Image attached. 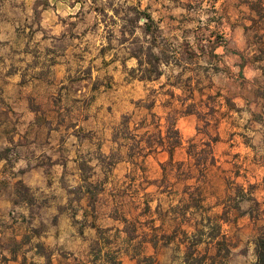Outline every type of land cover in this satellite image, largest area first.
Returning a JSON list of instances; mask_svg holds the SVG:
<instances>
[{
    "label": "rangeland",
    "instance_id": "obj_1",
    "mask_svg": "<svg viewBox=\"0 0 264 264\" xmlns=\"http://www.w3.org/2000/svg\"><path fill=\"white\" fill-rule=\"evenodd\" d=\"M148 44L161 58L151 80L133 56ZM5 93L34 98L36 135L61 130L45 150L0 144V264H180L200 212L174 208L198 193L208 215L224 213L218 263L258 264L264 0H0ZM14 124L0 110V138ZM35 162L37 189L16 180ZM206 230L197 249L213 256Z\"/></svg>",
    "mask_w": 264,
    "mask_h": 264
},
{
    "label": "trees",
    "instance_id": "obj_2",
    "mask_svg": "<svg viewBox=\"0 0 264 264\" xmlns=\"http://www.w3.org/2000/svg\"><path fill=\"white\" fill-rule=\"evenodd\" d=\"M146 19L147 21L145 22L146 26L144 27L146 32H152L151 31V23L153 22V18L151 17V15L149 13L146 14ZM155 45L153 46L152 44H148V46H146V48L142 47L140 52H135L133 53V56L136 57L138 59V63L139 66H143V64L146 62L149 67L145 68L143 71V74L140 76L141 79H147V80H151L155 77H158L160 74V71L158 69L157 63L161 61V58L159 56L158 53H156L154 51ZM166 55V54H165ZM167 56V55H166ZM168 57V56H167ZM172 130V134L168 135L169 138V147H168V151L170 153V157L171 159L173 158V152L174 149L176 147H178L181 144V138H180V134L178 129H171ZM217 139H213L212 141H207L205 144L207 145V147H209L208 149L210 150V148H212V143H214ZM161 142L162 139H160ZM152 142L149 143L148 148L152 149ZM199 165H202L201 163L198 162ZM198 189V186L194 187H188V189ZM190 195H192V193H190ZM194 196V195H193ZM192 200H194V203H183L176 205V207L174 209H179L180 213L182 214V216H186L187 210L188 209H195L198 212H200V219H196L195 223H194V227L196 229V233L194 234H189L187 231H183V234L186 238V240L184 242H186V251L184 254V259L181 261L180 264H219L217 261V255H219L221 253V250H225V254L226 256L230 253V248L229 245L227 243V240L225 239V237L221 235V227H222V222L225 221V217H224V213H222L221 215H216V216H211L208 215L205 212V207L202 203V198L200 196V193H198L197 196H194V198H192ZM125 222H127V219H124ZM202 228V229H199ZM205 229L207 233L209 234V238L215 240V245L217 246V253L215 255H209L207 252L206 253H199L197 246L200 242V240L198 239V236H200V238L202 237V233L205 232ZM200 233V235H199ZM165 236L167 239H170V235H162ZM172 236V235H171ZM174 237V236H173ZM168 240H166L167 242ZM148 242H151L153 244V246L156 248L157 244H158V239L157 238H150L148 239ZM169 242V241H168ZM257 253H258V264H264V233L259 237L258 239V243H257ZM136 256L140 255L139 253H135ZM145 258H149L150 257H143ZM6 259V258H5ZM109 263L108 264H123L121 259H119L118 257L115 256L110 257ZM142 262V261H140ZM44 264H54L52 259L50 258V256L48 257L47 261ZM141 264V263H140Z\"/></svg>",
    "mask_w": 264,
    "mask_h": 264
},
{
    "label": "crops",
    "instance_id": "obj_3",
    "mask_svg": "<svg viewBox=\"0 0 264 264\" xmlns=\"http://www.w3.org/2000/svg\"><path fill=\"white\" fill-rule=\"evenodd\" d=\"M32 101H34V98L27 94L5 93L0 95V110H7L11 118L18 120L19 123L21 122L20 127L18 124H14L16 125V129H12L10 132L6 133V135L2 134L0 144H3L4 146H11L14 144L15 147L20 150H23L26 147H29L31 150H38L42 147L45 150L46 146L56 144L53 137L57 132H60L61 128L57 129L56 127L51 128L48 126L46 130L44 129V133L46 134L45 139L41 138L39 134L36 135L33 133V129L36 128L35 119L38 118V113L40 114V112L31 107ZM31 134L33 136H31ZM42 142L43 144H41ZM32 156L31 159H37L39 155L33 154ZM18 159L19 160H16L14 163V168L23 166V162L25 161L26 165L29 166V159H26L24 156ZM2 164L3 163H1V165ZM3 176L4 174L1 171L0 182L3 180ZM19 179L33 189L43 186L44 177L42 166L37 162L31 164L30 167L26 169L20 177H17L16 180Z\"/></svg>",
    "mask_w": 264,
    "mask_h": 264
}]
</instances>
